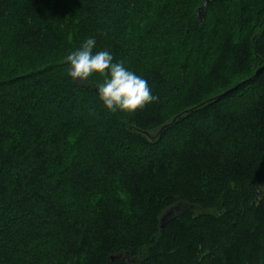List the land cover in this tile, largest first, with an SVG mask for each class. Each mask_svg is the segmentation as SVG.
<instances>
[{"label":"trees","instance_id":"1","mask_svg":"<svg viewBox=\"0 0 264 264\" xmlns=\"http://www.w3.org/2000/svg\"><path fill=\"white\" fill-rule=\"evenodd\" d=\"M89 37L156 100L74 82ZM0 264H264V0H0Z\"/></svg>","mask_w":264,"mask_h":264},{"label":"clouds","instance_id":"2","mask_svg":"<svg viewBox=\"0 0 264 264\" xmlns=\"http://www.w3.org/2000/svg\"><path fill=\"white\" fill-rule=\"evenodd\" d=\"M95 45L96 40L89 37L64 57L67 75L74 82L93 86L110 112H135L156 100L146 79L115 61L110 51H94ZM93 74L103 80L94 83L89 79Z\"/></svg>","mask_w":264,"mask_h":264},{"label":"water","instance_id":"3","mask_svg":"<svg viewBox=\"0 0 264 264\" xmlns=\"http://www.w3.org/2000/svg\"><path fill=\"white\" fill-rule=\"evenodd\" d=\"M208 6H209V1L205 2L204 5L198 10V14H199L200 17H205L206 16V12H207ZM172 214H173V209L172 210H169L164 215V217L162 218V221H161L162 227H164V225L168 221H170V218L172 217Z\"/></svg>","mask_w":264,"mask_h":264},{"label":"rangeland","instance_id":"4","mask_svg":"<svg viewBox=\"0 0 264 264\" xmlns=\"http://www.w3.org/2000/svg\"><path fill=\"white\" fill-rule=\"evenodd\" d=\"M221 9H222L221 7H214V11L212 10V13H214V15H215L216 12L218 13ZM20 31H22V30H20Z\"/></svg>","mask_w":264,"mask_h":264}]
</instances>
